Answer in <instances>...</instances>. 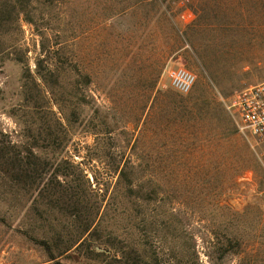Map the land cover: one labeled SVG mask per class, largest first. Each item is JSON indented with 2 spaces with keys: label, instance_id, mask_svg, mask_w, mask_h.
<instances>
[{
  "label": "rangeland",
  "instance_id": "374dc122",
  "mask_svg": "<svg viewBox=\"0 0 264 264\" xmlns=\"http://www.w3.org/2000/svg\"><path fill=\"white\" fill-rule=\"evenodd\" d=\"M263 81L264 0H0V264H264Z\"/></svg>",
  "mask_w": 264,
  "mask_h": 264
},
{
  "label": "built area",
  "instance_id": "2783aa9c",
  "mask_svg": "<svg viewBox=\"0 0 264 264\" xmlns=\"http://www.w3.org/2000/svg\"><path fill=\"white\" fill-rule=\"evenodd\" d=\"M164 75L171 87L182 95L193 89L196 77L184 67L167 66ZM241 121L242 128L247 130L252 139L263 145L264 155V81L250 85L239 92L232 105Z\"/></svg>",
  "mask_w": 264,
  "mask_h": 264
},
{
  "label": "trees",
  "instance_id": "16d2710c",
  "mask_svg": "<svg viewBox=\"0 0 264 264\" xmlns=\"http://www.w3.org/2000/svg\"><path fill=\"white\" fill-rule=\"evenodd\" d=\"M5 148H2V150H4ZM5 152L6 151H4L3 155H5L4 157L7 158L8 153L5 154ZM1 154H2V151L0 150V156H1ZM4 157H1V158H4ZM63 175L66 176L65 174H63ZM76 214L77 213H73L72 215L76 217ZM92 227H93L92 222L88 223L86 225L85 232H89L92 229ZM36 243H38L39 245H41L45 249V251L47 252V254H48V256H49V258L51 260H55L56 259V255L54 253V249H53V245L52 244H50L48 241H44V240L36 241Z\"/></svg>",
  "mask_w": 264,
  "mask_h": 264
}]
</instances>
